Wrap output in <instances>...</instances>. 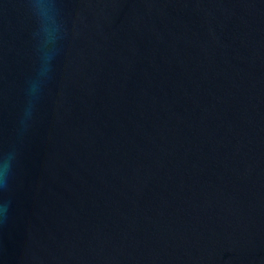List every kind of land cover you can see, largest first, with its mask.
I'll return each instance as SVG.
<instances>
[{
	"label": "water",
	"instance_id": "water-1",
	"mask_svg": "<svg viewBox=\"0 0 264 264\" xmlns=\"http://www.w3.org/2000/svg\"><path fill=\"white\" fill-rule=\"evenodd\" d=\"M51 3L0 0V264H264V0Z\"/></svg>",
	"mask_w": 264,
	"mask_h": 264
},
{
	"label": "clouds",
	"instance_id": "clouds-1",
	"mask_svg": "<svg viewBox=\"0 0 264 264\" xmlns=\"http://www.w3.org/2000/svg\"><path fill=\"white\" fill-rule=\"evenodd\" d=\"M32 11L41 20L45 30H47L49 21L53 24L55 23V11L51 0H33ZM27 115L31 116V109L27 111ZM16 158V152L13 149L0 158V191L7 189L9 186ZM7 208L8 204L6 202L0 203V215H3L7 211Z\"/></svg>",
	"mask_w": 264,
	"mask_h": 264
}]
</instances>
